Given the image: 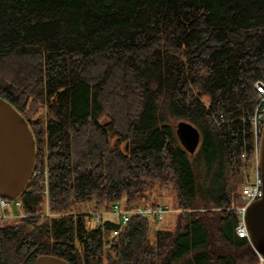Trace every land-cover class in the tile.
<instances>
[{
    "label": "trees",
    "instance_id": "16d2710c",
    "mask_svg": "<svg viewBox=\"0 0 264 264\" xmlns=\"http://www.w3.org/2000/svg\"><path fill=\"white\" fill-rule=\"evenodd\" d=\"M259 81L264 0H0V97L29 122L58 214L2 219L0 264H260L236 231ZM42 177L19 197L27 213ZM117 202L169 205L174 225L132 216L110 243L117 221L82 205Z\"/></svg>",
    "mask_w": 264,
    "mask_h": 264
},
{
    "label": "water",
    "instance_id": "95a60500",
    "mask_svg": "<svg viewBox=\"0 0 264 264\" xmlns=\"http://www.w3.org/2000/svg\"><path fill=\"white\" fill-rule=\"evenodd\" d=\"M182 141L194 150L200 133L191 124L180 126ZM36 141L28 120L8 100L0 97V195L16 199L26 189L34 173ZM259 168L264 181V127L259 145ZM264 186V185H263ZM246 222L255 252L264 256V195L252 202ZM33 264H70L55 255H41Z\"/></svg>",
    "mask_w": 264,
    "mask_h": 264
},
{
    "label": "built area",
    "instance_id": "2783aa9c",
    "mask_svg": "<svg viewBox=\"0 0 264 264\" xmlns=\"http://www.w3.org/2000/svg\"><path fill=\"white\" fill-rule=\"evenodd\" d=\"M255 88L258 90V97L259 101L257 103L256 109L254 114L252 115L250 122L253 129V135L256 139V154H255V166H254V173L253 176H250L249 174L246 175L245 183L243 185L242 189V200L243 203L239 206H237L236 210L238 215V224L236 226V231L240 237L248 238L252 244L250 233L248 230L247 222H246V212L249 207V205L254 202L257 199H260L264 195V181L261 175V171L259 168V143L260 138L262 135V130L264 126V82L259 81L255 83ZM243 157H246V154L242 155ZM44 174L45 176V183L48 184V168L45 166L43 169L39 168L35 171V175L37 174ZM48 185H47V196H48ZM22 201L20 199H9L6 197L0 196V217H15L14 213H12L15 209H23L22 208ZM48 207L49 202L47 201ZM46 207V205H45ZM172 212L169 207L158 205V206H148V205H141L134 208H123L121 206V203L117 202L115 203L109 210L106 212H94L93 215H95L96 220L100 221L106 214L112 215L117 219V223L119 226L114 229L110 233V243H112L117 236L121 234L123 229L127 227L129 224L132 216H141L144 218L148 217H157L158 219H163L164 216ZM52 210L50 211V207L45 212H41L38 210V208L34 211V213L30 214L25 212L23 217H29V216H54ZM260 259V263L264 264V256L260 253H257Z\"/></svg>",
    "mask_w": 264,
    "mask_h": 264
},
{
    "label": "rangeland",
    "instance_id": "374dc122",
    "mask_svg": "<svg viewBox=\"0 0 264 264\" xmlns=\"http://www.w3.org/2000/svg\"><path fill=\"white\" fill-rule=\"evenodd\" d=\"M106 120V122H107V119H105ZM107 124V123H106ZM256 140V139H255ZM255 145H256V143H255ZM259 145H260V143H259ZM37 159V158H36ZM254 166H255V163H254V165L252 166L251 164L248 166V171H249V174H250V176H253V173H254ZM46 167H47V165H46ZM48 168V167H47ZM49 172V171H48ZM39 175H43V177H42V180H41V184H43L44 185V189L43 190H41V192H43V195H44V199L42 200V202H41V204H40V206H38L37 208H38V210H40L41 212H46L47 210H48V208L50 207V199H49V192H48V196H47V185L48 184H46L45 183V176H44V174H37L36 176H39ZM49 177V176H48ZM246 178V177H245ZM48 182V181H47ZM49 191V190H48ZM160 192H162V194H160ZM160 195H161V198L160 197H157L158 199H156L155 201H159L160 203H162V204H166L165 202H167L169 205H163V206H169V207H171V208H173L172 206H173V204L172 203H170L172 200H173V197H174V195L171 193V195H170V193H169V190L168 189H166V188H161L160 189V191L158 192ZM169 196H171L170 198H168ZM243 197V194L241 193V198ZM165 198V200H163ZM47 201L49 202V207H48V204H47ZM165 201V202H164ZM243 201V200H242ZM243 203V202H242ZM241 203V204H242ZM89 204H91V203H88V204H86V203H84L83 205H82V208H83V213L84 214H86V215H88V216H90L91 217V219H92V221H93V223H101V221H102V219H104L106 216H111V217H113L116 221H117V219L114 217V216H112V215H108V214H106L100 221H97L96 220V217H95V215H93V213L94 212H106L107 210H109V209H99V210H93V208H92V206L91 205H89ZM162 204H160V205H162ZM241 204H238L237 206H239V205H241ZM23 205V204H22ZM45 205H46V207H45ZM121 206L124 208L125 206L123 205V204H121ZM137 206H141V205H137ZM137 206H135V207H137ZM145 206V205H144ZM148 206H153V205H148ZM155 206H158V205H155ZM23 208V207H22ZM132 208H134V207H132ZM177 210V209H176ZM50 211H51V207H50ZM26 211L24 210V209H15L12 213H14L15 215H17V216H15V217H0V224L2 223L1 222V220L3 219V221L4 222H13V220H18V219H22V218H25V217H23V215H24V213H25ZM53 212V211H52ZM54 214H52V215H54V216H57L58 214L57 213H55V212H53ZM43 217H50V216H47V215H42ZM27 217V216H26ZM148 218H156L157 220H160V221H153V227L155 226V227H158V228H165V227H169V226H172V225H174V222H175V215H174V213H169V214H167L166 216H165V218L162 220V219H158L157 217H148ZM110 237V236H109ZM261 264V263H260Z\"/></svg>",
    "mask_w": 264,
    "mask_h": 264
},
{
    "label": "flooded vegetation",
    "instance_id": "af4514ba",
    "mask_svg": "<svg viewBox=\"0 0 264 264\" xmlns=\"http://www.w3.org/2000/svg\"><path fill=\"white\" fill-rule=\"evenodd\" d=\"M182 143H183V145H185V146L188 147V148L191 147V144H188V143H186V142H185V143L182 142Z\"/></svg>",
    "mask_w": 264,
    "mask_h": 264
}]
</instances>
